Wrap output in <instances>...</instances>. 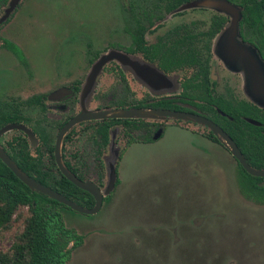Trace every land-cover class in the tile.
<instances>
[{"label":"flooded vegetation","instance_id":"1","mask_svg":"<svg viewBox=\"0 0 264 264\" xmlns=\"http://www.w3.org/2000/svg\"><path fill=\"white\" fill-rule=\"evenodd\" d=\"M11 1L0 0V131L14 128L0 135V149L25 175L41 184L66 178L57 160L58 138L82 112L88 76L110 50L126 55L128 62L122 58L103 68L94 81L89 110H116L121 116L83 121L65 135L60 157L70 173L104 192L105 170L114 162L117 190L126 151L136 144L157 143L171 130L204 142L201 152L219 153L222 148L239 170L242 165L208 123L231 137L251 167L264 169V108L252 102L242 75L223 60L236 52L233 23L239 18L240 39L264 61V0H112L110 20L88 18L86 32L75 36L85 46L79 40L70 48L87 57V77L72 82L67 78L51 90L38 78L39 63H31L24 46L26 24L15 18L24 0L2 21ZM211 2L212 7L207 5ZM102 82L113 84L104 87ZM130 110L138 114L124 117ZM155 111L175 116L152 114ZM0 165L13 173L1 158ZM256 178L264 188V177Z\"/></svg>","mask_w":264,"mask_h":264},{"label":"rangeland","instance_id":"2","mask_svg":"<svg viewBox=\"0 0 264 264\" xmlns=\"http://www.w3.org/2000/svg\"><path fill=\"white\" fill-rule=\"evenodd\" d=\"M111 12L112 0L23 1L15 18L26 24L24 46L50 90L85 78L87 57L70 48L88 18L110 20ZM195 139L171 130L157 143L132 146L119 166L122 183L98 214L65 209L67 226L84 236L70 264H264V204L243 195L236 162L222 148L201 152L204 142ZM23 228L19 221L0 232V251Z\"/></svg>","mask_w":264,"mask_h":264},{"label":"trees","instance_id":"3","mask_svg":"<svg viewBox=\"0 0 264 264\" xmlns=\"http://www.w3.org/2000/svg\"><path fill=\"white\" fill-rule=\"evenodd\" d=\"M238 173L243 195L264 204V188L258 184L261 179L249 175L241 166ZM42 183L86 208L94 205L90 194L66 178ZM64 209L68 208L33 192L7 167L0 165V232L12 230L16 222L24 224L11 248L7 252L0 251V264H70L73 252L83 245L84 236L67 226Z\"/></svg>","mask_w":264,"mask_h":264},{"label":"water","instance_id":"4","mask_svg":"<svg viewBox=\"0 0 264 264\" xmlns=\"http://www.w3.org/2000/svg\"><path fill=\"white\" fill-rule=\"evenodd\" d=\"M20 1L21 0L11 1L10 8L7 10L6 16L3 18L2 21H4L11 14V12L17 7ZM207 5L212 7V2ZM232 10L233 9H229V11ZM238 21L239 18L236 19V21L233 23V25L235 26V35L237 38L235 42L236 52L224 55L223 60L234 72L240 73L242 75L243 79L245 80L244 87L252 102L258 105L259 107L264 108V61L261 59V56L257 53L255 49L244 44L243 41L240 39L238 33ZM228 32L229 31L224 32L223 36L227 35ZM122 58L124 59L125 63L128 62L126 55L116 50H110L104 55H102L100 59L95 63L88 76L89 82H86L84 92L82 94V112L64 127L57 141L56 154L59 169L71 183L94 196L96 204L92 209H86L77 205L76 203L70 201L69 199L56 192L55 190L51 189L50 187H47L30 178L29 176L25 175L0 149V158L7 164V166L19 178V180L24 183L28 188H30L33 192L42 193L48 196L50 199L66 206L67 208L86 216L96 215L102 209L104 197L108 195L111 190H113L116 182L114 162H112L111 165L108 166L109 186L106 191L102 192L94 184L90 182L81 181L67 170V168L63 165L61 161V146L65 135L77 124L89 119L117 118L121 116V114H119V111L116 110H106L97 112L89 110V105L91 103L92 97L97 86V82L94 81H96L97 78L101 75L103 68L112 61L120 60ZM137 114V111L130 110L124 112L123 116L135 117ZM152 114L161 115L164 117L175 116L173 113L163 111H155L152 112ZM208 126L211 128L213 133L218 136L219 139L228 148L231 149L232 154L250 175L255 177H264V169L257 170L251 167L243 156V154L239 151L237 145L234 143L231 137H229L221 128L217 127L212 123H208ZM13 128L14 126L4 128L2 131H0V135L6 133L7 131Z\"/></svg>","mask_w":264,"mask_h":264}]
</instances>
